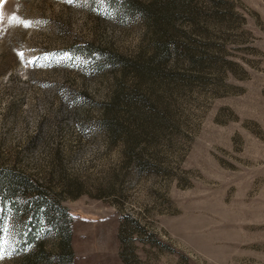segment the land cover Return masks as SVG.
Segmentation results:
<instances>
[{"label":"rangeland","instance_id":"1","mask_svg":"<svg viewBox=\"0 0 264 264\" xmlns=\"http://www.w3.org/2000/svg\"><path fill=\"white\" fill-rule=\"evenodd\" d=\"M0 174V264H264V0H0Z\"/></svg>","mask_w":264,"mask_h":264},{"label":"trees","instance_id":"2","mask_svg":"<svg viewBox=\"0 0 264 264\" xmlns=\"http://www.w3.org/2000/svg\"><path fill=\"white\" fill-rule=\"evenodd\" d=\"M2 176L3 175L0 174V201L7 196L14 195L15 193V184L10 181L9 182L4 181L2 179ZM70 236H71V233L70 231H68L67 234H65L63 238V244L66 245L69 250V255L67 254L69 258H71V255H72L71 246H70Z\"/></svg>","mask_w":264,"mask_h":264},{"label":"snow or ice","instance_id":"3","mask_svg":"<svg viewBox=\"0 0 264 264\" xmlns=\"http://www.w3.org/2000/svg\"><path fill=\"white\" fill-rule=\"evenodd\" d=\"M68 2H72V0H68ZM24 26H28L30 24L29 21H22ZM3 241H0V245H2ZM3 258V248L0 247V259Z\"/></svg>","mask_w":264,"mask_h":264}]
</instances>
